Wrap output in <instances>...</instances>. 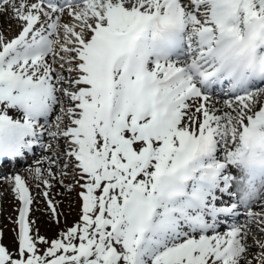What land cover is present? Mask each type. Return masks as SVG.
Returning <instances> with one entry per match:
<instances>
[{"label":"snow or ice","instance_id":"obj_1","mask_svg":"<svg viewBox=\"0 0 264 264\" xmlns=\"http://www.w3.org/2000/svg\"><path fill=\"white\" fill-rule=\"evenodd\" d=\"M0 18V264H264V0H0Z\"/></svg>","mask_w":264,"mask_h":264},{"label":"rangeland","instance_id":"obj_2","mask_svg":"<svg viewBox=\"0 0 264 264\" xmlns=\"http://www.w3.org/2000/svg\"><path fill=\"white\" fill-rule=\"evenodd\" d=\"M0 21H2V18H0ZM37 155H39V152L37 153ZM29 163L30 161H27L24 164L20 163V165H16V166L17 168L20 167L21 165L27 166ZM1 190L2 189H0V191ZM55 191H61V189L57 187ZM38 199L40 198L38 197ZM57 199L64 200V204L62 205V211L67 212L68 211L67 198L57 197ZM15 207H16V204L13 201L12 195L9 192L7 196L4 197L3 195L2 199H0V229H3L4 231V242L9 245H11V241L13 237V233L10 230L15 226L9 222L8 218L9 217H12L13 219L15 218L16 213L13 211ZM36 207L43 209L44 208L43 202H41L39 205H36ZM33 215L38 221V226L41 228V234L51 237L55 233L56 228L48 225L47 216L42 211L35 212L33 213ZM74 219H75V208L73 209L72 215H69L67 217L68 223L70 224Z\"/></svg>","mask_w":264,"mask_h":264},{"label":"bare ground","instance_id":"obj_3","mask_svg":"<svg viewBox=\"0 0 264 264\" xmlns=\"http://www.w3.org/2000/svg\"><path fill=\"white\" fill-rule=\"evenodd\" d=\"M4 191V197L7 196L8 192L6 193V190L5 189H2ZM1 190V191H2ZM6 193V194H5Z\"/></svg>","mask_w":264,"mask_h":264}]
</instances>
